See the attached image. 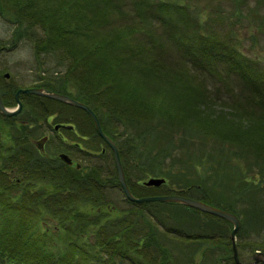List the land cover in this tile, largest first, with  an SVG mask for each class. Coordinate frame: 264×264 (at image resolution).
<instances>
[{
    "label": "rangeland",
    "instance_id": "374dc122",
    "mask_svg": "<svg viewBox=\"0 0 264 264\" xmlns=\"http://www.w3.org/2000/svg\"><path fill=\"white\" fill-rule=\"evenodd\" d=\"M57 1L58 0H31V5H34L37 9L41 7L56 8L55 5H57ZM135 1L138 2L135 3ZM164 1H173L177 4L188 5L189 7H185L188 16L191 17L192 20L196 10L200 9V17L203 21L202 31L208 34L211 32V34L216 35L221 40H227V43L231 41V33L235 31L236 34L234 36L239 42L238 46L240 51L249 58L258 59L264 66V21H262L264 20L262 19V17H264V0H112L110 3L108 1L106 4H101V6H104L107 13L104 14L105 19L100 21L101 26H99V29H97V31L92 30L93 32H89L90 35L88 36L87 27H85V29H81L83 32L80 33V35H74L75 40H71V42L75 44V47H78V44L79 47H84L85 51V42H87L89 38L92 41L93 39L101 40V38L105 36L106 31H111L115 26L122 30H128L127 32L129 34L127 35V39L132 44V48L127 47L125 49V47H122L120 50H112L111 47L113 46L111 40H108L106 44L111 46L107 48L111 54L110 59L116 60V56L119 54L118 60H120V64H122L120 68L125 74L128 73V77L131 78V83L133 84L131 85L130 83V85L127 86L129 95L122 96V100L118 97L115 99L112 96L114 95V91L112 88H107V85H104L102 90L97 89V93L90 92L91 80L99 82L102 75L106 76V71L104 72V70H106L107 66L105 63L103 64L100 60H97L99 57L93 61L97 62L93 63V66H89L86 63L84 67H82L83 63L81 66L75 62L71 63V66L69 65L70 69L65 73V62L59 64L55 58V55L60 50H41L39 47L37 50H33V43L36 45L38 39L45 37V30L39 24L30 27L21 25L19 29L20 33L13 39V32L16 27L13 17L11 18V15L6 14L12 19V22L0 15V42H3L6 46L0 49V97L4 105L5 98H8L7 103L12 99L8 105H5L12 110L17 109L18 101L21 103L20 110L15 113L16 115L14 114L15 117L17 116L15 118L16 121H18L15 123V126L20 129L26 127L25 134L21 137L22 133L18 134V131L17 134L19 136L16 137L17 134L13 135L15 134V129H11V121L5 118L7 115H3L0 112V140H3L2 143H0V147H5L7 145H11L16 149L20 147L21 154L24 153L25 155L34 147L38 152H41V158H44V160H42L44 161V166L48 164L50 167L49 164H52L51 167L54 166L53 170L61 171L64 175L74 176L79 179H82L87 173L97 168L99 176L102 179H108L107 177L111 179L114 177V173L118 176L114 151L98 132L94 133L97 131L96 128V131L92 130L94 121L85 109L34 92L21 91L18 94V98H16V93L19 89L33 87L43 88L45 91L50 90L63 93L84 102L96 114L103 131L117 145L119 160L131 193L137 197L160 195L155 194L157 190L145 189L142 187H154V185H140L142 180L144 183L152 176L151 174H141L140 172H142V170L139 168L150 170V168H155L156 166L162 167L161 164H158L155 159V163L146 161V163H143L139 168L129 166V164L123 160L124 156L121 155L120 148V142H123L124 139H130L133 134L136 133L134 132L135 129H140L142 126V124L137 121V118H141L142 115H152L158 120L156 125L158 135L154 138L155 142L151 137H147L144 144H147V148L153 149L154 152H156V156L160 151L159 149L168 146V141L172 138L173 145L171 144L169 150H172L171 153L174 157L180 158L187 156V152L190 151L192 152L191 155H193V157L196 155L197 158L195 161L190 160L189 163L195 162L199 168L202 167V163H208L209 166H212L213 163L217 162L223 164L225 162L226 166L229 167V169L225 171V174H220L218 176L217 180L214 172L210 173L211 170L209 171L208 169L204 172L205 185L206 187H210L203 191L207 196L215 193L216 198H225L232 201L231 191H228L230 189L229 187H236L235 190L238 191V189H242L243 186L247 185L245 182L255 181V184H252V188L248 192L247 197L234 199V205L237 209L244 210L245 212L247 211L248 216L245 220L234 213L239 219V226L233 236L231 235L234 229L233 223L229 221L231 223L230 230L227 223L210 217V215L213 214L208 213L210 215H207L205 214L206 212H204V214L201 212L192 213L182 208L173 207L154 206L153 208V206H151L152 203H149L151 201L136 202L142 205L130 204L125 201L121 188L116 185L107 188L108 197L114 202L117 208L124 211L123 213L127 221L135 220V226L133 230L130 231L132 233H148V231L153 233L157 242L152 246L153 254H160L162 253L161 249L167 247L168 249L166 248L165 250L170 249L171 254L167 251L165 256H167V258L174 257L177 264H189V261H186L184 258L190 253L187 245L190 246V244H192L194 248L199 245L200 249L204 246V244L202 245L199 243L200 240L203 239H200L199 242L183 243L181 242L180 236L185 238L187 236L185 234L192 232V236L197 240V237H210L211 235L209 234L214 233V238L218 235L221 236L218 239L216 238V242L219 245L216 244V246H213L211 249L212 253L206 254V256L199 257L200 249L197 253L193 252L195 259L198 260L196 264H226L227 260L225 256H227V248L232 249L233 258L236 262L233 245L236 247L239 262L250 264L254 261V253L264 252V247H262V242H264V231L261 230L260 233L256 231L259 230L258 225L260 226L261 224L259 217L262 216L263 211L260 210V207L256 208L260 214L255 210V205H258L264 200V184H262V186L256 185V182H258L257 178L254 179L250 177L251 174L253 175L258 172L256 165H254L255 162L259 163L260 174L262 178L264 177V140L261 138L262 136L264 137V134L263 132L259 133V131L250 132L251 144L249 142L248 144L254 147L251 146V150H253L252 154L249 156L251 158L246 159L243 157L246 148H244L241 156L237 152L239 149L233 148L236 156L232 159V164L229 165V162H223L222 160L216 162L215 159L219 157L221 149L219 146L221 142L220 138L216 136L217 133L225 134L228 140L232 132L231 134L226 132L227 127L222 120L218 119V121H220L219 123L214 122L218 124L216 127H214L215 124L208 125L205 120L209 115H212V117H214V114L217 115V113H219L217 112L218 110L222 109L225 112L226 109L229 110L230 107L233 108L230 102H238L239 106L241 104L240 107L243 111L237 109L238 111H235L234 115L240 117L241 120L239 121V125L242 126L248 124L246 121L251 115L255 117L259 116L261 111H258L260 110L258 108L259 105H253L251 101L248 103V98L250 96L248 95L247 87L242 85L238 75L225 70L226 64L224 62H219L214 66L217 68L216 72L219 74V76H217L216 74L210 73L206 65L202 67L197 63L198 65L195 66L189 57L184 58L183 55H181V53L184 54L185 50H181L182 47H178L179 45L177 46L172 42L171 38L174 40L173 31L168 32V29L171 27L175 30L177 25L183 26V24L178 21L180 20L179 18L182 17V14L178 15L177 12V15L173 18L167 16L163 11L165 5L162 3ZM179 10L182 11V9ZM71 11L75 13L77 10L71 8ZM84 17H86V14ZM232 23L235 25L234 27H232ZM194 24L195 23H191L189 30L192 31V26H194ZM187 27L188 26H185L186 29ZM152 36L157 39L160 46L158 44H153L151 39ZM105 38H108V36ZM90 42L88 43L90 44ZM131 49L137 52L138 50H143L142 53L145 56L148 55L154 67L147 66L160 71L156 72L158 74L157 76H161L164 82L163 84H166L175 92L180 91L186 93V95H176L177 100H174L173 97L163 96L157 88L156 97H151L146 92L147 94L145 95H147L148 99V102L144 99L146 105L141 106L138 102H135L133 97L130 96L133 90L135 91L134 84L138 85L137 81L138 83L142 82V86L140 87L144 88L145 85V89H148V84L150 82L143 81L145 72L141 71V69L144 68L138 67V64L147 63V61H132L130 57ZM78 52L79 50H77V53ZM197 59L200 60L198 56ZM85 66H89L91 70L100 66L99 68H103L104 70H94L92 73H89L85 70ZM145 71L148 70L145 69ZM164 71H167V73L164 74ZM6 73H8V75H5ZM94 76H97V79H94ZM181 78H185L187 82L186 85L189 89L184 90L182 86H178V88L174 87V84ZM43 79H46L45 83L48 81L52 82L51 89L41 86V84L44 83ZM117 81H119L118 77L114 79V82ZM12 91H14V94H11ZM28 94H35L42 97L38 98L29 96ZM192 96L200 102L197 103L196 106L188 100L190 99L189 97L192 98ZM152 102L155 107H153V109ZM183 102H189V105H193L192 109H194L195 113L189 111V105H184L187 108L181 110V112H184L180 114L179 108L183 106ZM245 106L251 110L250 116L247 115L249 114L247 109L244 110ZM140 107H144V111L138 110ZM200 111L206 112V115L200 113ZM195 114L205 115V117H197ZM163 116L166 119L163 118ZM67 119L74 122L76 120L80 125L79 128L74 122L61 121ZM167 119L169 120L167 121ZM90 120L93 121L92 125L91 123L89 124ZM142 122L144 121L142 120ZM194 125L203 126L201 131L198 132L200 137L192 143L188 142V140H182L183 134L190 135L192 131L196 132V129L193 127ZM74 126L77 130L71 132L70 129L72 130ZM10 129L11 134L8 132ZM234 130H236L235 136L243 135V131L237 126ZM15 138H17V141ZM42 139H44L41 143L42 147L38 148V141ZM15 141L17 142L16 145L13 143ZM153 142L155 144L151 146ZM261 144L262 147L260 146ZM101 149L104 150V153L101 152ZM230 149L229 145L228 147L225 146L227 152H230ZM60 153L67 154L71 159L70 162L64 161ZM1 160L3 159L0 157V164ZM184 161L182 160V162ZM183 165L187 166L188 162L183 163ZM211 168H213V166ZM185 171L189 175L194 174V170L191 168H186ZM190 171L193 172L189 173ZM137 182H139L138 186L136 185ZM163 183H166V185L174 189V191H181L179 188L183 186L182 183L177 182L176 179H166ZM8 192L15 194L12 189ZM188 195L194 197L198 195L199 197L201 193L192 189L190 192L188 191ZM8 203L11 205L10 200ZM250 213L253 214L250 215ZM163 233L167 235L164 236ZM220 246H223L222 248H225V250L220 248ZM193 247H191L192 251H194ZM150 254L151 252H147L146 256ZM219 254L221 255V259L218 261ZM216 255L217 257L214 258ZM207 256L208 259H206ZM260 257L264 258V255ZM259 263H261V261L253 264ZM236 264H238V262H236Z\"/></svg>",
    "mask_w": 264,
    "mask_h": 264
},
{
    "label": "trees",
    "instance_id": "16d2710c",
    "mask_svg": "<svg viewBox=\"0 0 264 264\" xmlns=\"http://www.w3.org/2000/svg\"><path fill=\"white\" fill-rule=\"evenodd\" d=\"M108 1L109 3L112 2V0H58L57 5H55L56 8L41 7L37 9L34 5H31V0H0V15L9 21H12L11 18L13 17L14 23L16 24L13 32V39L17 37L18 33H20L19 29L21 25L24 27H30L39 24L45 30V37L38 39L36 45L33 43V50H37L38 47L41 50H60L55 55V58L59 64L65 62V73L70 69L71 63L75 62L80 66L83 63L82 67H84L86 63L89 66H93V63H97L93 61L99 57L97 60H100L103 64L105 63L107 68L104 70L98 66L94 70H104V72L106 71V76L102 75L99 82L91 80L92 83L90 82L91 85L89 88L90 92L97 93V89L102 90L104 85H107V88H112L114 91V95L112 96L115 99L118 97L122 100V96L129 95L127 86L130 85L131 78L128 77V73L125 74L120 68L122 64H120L121 61L118 60L119 54H117V56L115 55L116 60L110 59L111 54L107 48H110L111 46L106 44L108 43V40H111L113 46L111 47L112 50H120L122 47H125V49L127 47L132 48V44L127 39V35L129 34L127 32L128 30H122L115 26L111 31L107 30L105 36H103L101 40H95L92 38V41L89 38L87 42H85L87 47H85V51L84 47H79V44L78 47H75V44H72L71 42V40H75L74 35H80V33L83 32L81 29H85V27H87L88 36L93 32L92 30L97 31V29H99V26H101L100 21L105 19L104 14L107 13L104 6H101V4H106ZM137 2L138 1H135V3ZM162 4L165 5L163 11L167 16L173 18L177 15V12L178 15L182 14V17L179 18L180 20L178 21H180L183 26L177 25L175 30L171 27L168 29V32L173 31L174 40L170 37L172 42L177 46L179 45L178 47H182L181 50H185L184 54L181 53V55H183L184 58L189 57L195 66L199 64L204 67L206 65L209 72L216 74L217 76H219V74L216 72L217 68L214 66L219 62H224L226 64L225 70L238 75L242 85L247 87V92L250 96H248V103L251 101L253 105H259L258 108L260 110L258 111H261V114L256 117L252 115L251 117V110L246 106L244 107V110L247 109V112L249 113L247 115L250 116L246 121L248 122L246 126L239 125L241 119L234 115L235 111H238L237 109L242 110L240 107L241 104L239 106L238 102H230V105H232L233 108L230 107V109H226L225 112L222 109L218 110L217 112L219 113H217V115L214 114V117L209 115L205 120L208 125L219 123L220 121H218V119L222 120L227 127L226 132H229L230 134L232 132V135L228 137V140L226 139L225 134L217 133L216 136L220 138L221 144L219 146L221 149L219 157L215 159L216 162L222 160L223 162H229V165L232 164V159L236 156L233 148L239 149L237 152L240 156L243 153L244 148H246L243 157L246 159L251 158L249 156L253 151L251 150L252 145L250 146L248 144V142L250 143L251 138L250 132L259 131V133L263 132L264 134V66L258 61V59L249 58L240 51L238 46L239 42L234 36L236 34L235 31L231 33V44L230 42L227 43V40H221L216 35L211 34V32H209V34L204 33L202 31L203 21L200 17V9L196 10L192 20L191 17L188 16L186 9V7H189L188 5L177 4L173 1H164ZM71 8L77 11L73 13ZM179 9H182V11ZM6 14L11 15V18ZM85 14L86 17H84ZM262 19H264V17H262ZM191 23H195L194 26H192V31L189 30ZM233 23L232 27L235 26ZM185 26H188L187 29ZM106 36H108V38H105ZM151 39L153 44H158L156 38L152 36ZM88 42H90V44ZM158 45L160 46V44ZM5 47L4 43L0 42V49ZM77 50H79L78 53ZM132 50L133 49L130 50L132 61H147V63L138 64V67L144 68L141 69V71L145 72L143 81L150 82V85L148 84V89L146 88L147 90L145 89V85L144 88L140 87L142 86V82L138 83L137 81L138 85L134 84L135 91L133 90L132 95L130 96L133 97L135 102H138L141 106L146 105L144 101L146 100L148 102V99L145 94L148 93L151 97H156L157 88L163 96L173 97L174 100H177L176 95H186V93L180 91L175 92L171 90L169 86L163 84L164 82L161 76H157V72L160 71L152 68L154 67L152 65V60L148 58V55L145 56L142 53L143 50H138V52ZM197 56L200 60L197 59ZM147 65L152 67L149 68ZM89 66H85V70L92 73L94 70H91ZM145 69L148 71H145ZM163 73L165 74L167 71H164ZM117 77L119 81L114 82V79ZM94 79H97V76H94ZM45 81L46 79H43L44 83L42 82L43 84H41V86L51 89L52 82L48 81L45 83ZM186 84L187 82L185 78H181L174 84V87L178 88V86H182L184 90L189 89ZM131 85L133 84L131 83ZM11 94H14V91H12ZM28 95L38 98L42 97L35 94ZM189 98L190 99H187L195 106L197 103H200L193 96V99L191 97ZM7 100L8 98H5V105H8V103L12 101L11 99V101L7 103ZM182 104L183 106L179 108L180 114L184 112H181V110L187 108L184 105H189V102H183ZM153 107L154 104L152 102V109ZM143 108L144 107H140L138 110L144 111ZM192 108L193 105H189V111L195 113ZM200 113L206 115V112L204 111H200ZM15 115L5 116V118L11 121V129H15V134L13 135H16L19 131L18 134L22 133V137L26 132V127L20 129L15 126V123L18 122L15 119L17 117H15ZM196 115L197 117L202 116L199 114H195V116ZM205 115L202 117H205ZM147 116L142 115L141 118H137V121L142 124L140 127V129L142 128L141 131L140 129H135L134 132L136 133H134L130 139H124L123 142H120L121 155L124 156H122L124 158L123 160H125L129 166L139 168L143 163H146V161L155 163L156 159L157 163L161 164L162 167L156 166L155 168H150V170L139 168L142 170L140 173L145 175L151 174V176L156 177H164L165 181L166 179H176L177 182H181L183 186L179 188L181 191H174V189L169 188L166 183H162L160 186L142 187L145 189L149 188L157 190L155 191V194H183L214 205L218 208L229 210L242 217L241 219L246 220L248 212L237 209L234 205V199L247 197L248 192L252 188V184H255V181L245 182L247 185L243 186L242 189L240 188L241 190L238 189V191L235 190L236 187H229L230 189L228 191H231L230 193L233 198L232 201L225 198H216L215 193L207 196L203 191L210 187H206L205 185L204 172L208 169L209 171L211 170L210 173L214 172L217 180L218 176L220 174H225V171L228 170L229 167L226 166L225 162L224 164L217 162L212 164L213 168H211L212 166H209L208 163H202V167L199 168L195 162L189 163L190 160L195 161L197 158L196 155L193 157V155H191L192 152L190 151L187 152V156L180 158L174 157L171 153L172 150H169L173 142L172 138L169 139L168 146L159 149L160 151L156 156V152L149 147L148 149L147 144H144V141L147 137H151L155 142L154 138L158 135L156 129L158 120L152 115L149 117ZM163 118L165 117L163 116ZM141 119L144 122H142ZM168 120L169 119H167V121ZM61 121L74 122L68 119ZM74 123L79 128L80 125L76 120ZM90 123L92 125L93 121L90 120L89 124ZM217 125L218 124H215L214 127ZM93 126L94 125H92V130L96 131L95 126L94 129ZM236 126L243 131V135L235 136L236 130H234V128ZM89 127L91 128L90 125ZM193 127L196 129V132L192 131V134L190 135L183 134L182 140H188V142L192 143L200 137L198 132L201 131L203 126L194 125ZM11 129L8 131L9 134H11ZM76 130L77 129L74 126L70 131L74 132ZM94 133H97V131ZM18 134L16 137L19 136ZM261 138L264 140L263 136ZM15 139L17 141V138ZM2 141L3 140H0V143H2ZM16 141L13 142L14 145L17 144ZM154 142L151 146L155 144ZM228 145L231 148L230 152L225 150V146L228 147ZM260 146L262 147V144ZM19 148H13L11 145L0 147V157L3 159L0 164V264L176 263L174 257L167 258V256H165L167 251L171 254L170 249L165 250L167 247L162 248V253L156 254L157 256L153 254L152 246L157 243L153 233L150 231H148V233L131 232L135 226V220L128 219L129 221H127V218L123 213L124 211L117 208L107 194V188L109 187H114L116 185L120 188L116 173H114V177L111 179L109 177H107L108 179H102L99 176L97 168L96 170L87 173L82 179L74 176H67L61 171L53 170L54 166L51 167L52 164H49L50 167L48 164L44 166V161H42L44 158H41V152H38L34 147L27 152L26 155L28 156L24 153L21 154V149ZM102 149L101 152L104 153V150ZM182 160L185 161L182 162ZM186 162H188V165H183V163ZM254 165H256L258 172L253 175L251 174L250 177H253L254 179L257 178L258 182H256V185L262 186V184H264V177L262 178L260 174V165L258 162H255ZM183 166L194 170V174H187L185 171L186 168ZM192 172L193 171H190L189 173ZM138 184L139 182L136 183L137 186ZM143 184L142 180L140 185ZM10 189L14 190L15 194L8 192ZM192 189L199 191L204 197L201 195H199V197L198 195L196 197L189 196L188 191L190 192ZM123 196L125 201L130 204L142 205L141 203L128 200L124 194ZM9 200L11 201V205L8 203ZM149 203H152L151 206H153V208L154 206L182 208L188 212H201L204 214V212L196 208L181 203L163 201H151ZM257 207H260V210L263 211L262 216L259 217L261 223L260 226L258 225L259 230H256L257 233H260L261 230L264 231V200L258 205H255V210ZM256 211L260 214L258 210ZM205 214L210 215L208 213ZM251 214L253 213H250V215ZM210 217H214L217 220L227 223V226L231 230V223L228 220L214 215H210ZM163 235L165 236L167 234L163 233ZM185 235H187L185 238L180 236L182 240L181 242L183 243H194L195 241L199 242L200 239H203L200 240L199 243L202 245L204 244L201 249L199 248V245L195 248L192 244H190V246L187 245L190 253L184 258L186 261H189V264H196V261H198L195 259L193 252L197 253L200 249L199 257L212 253V247L217 244L216 238L218 239L221 237L218 235L214 238L213 233L209 234L211 235L210 237H197L196 240L195 237L192 236V232ZM262 243V247H264V242ZM191 247L194 248V251L191 250ZM222 247L220 246V248ZM222 249L225 250V248ZM147 252H151V254L146 256ZM226 255V264H236L231 248H227ZM220 256L221 255L219 254L218 261L221 259ZM216 257L217 255L214 258ZM206 259H208V256ZM259 264H264V262Z\"/></svg>",
    "mask_w": 264,
    "mask_h": 264
},
{
    "label": "water",
    "instance_id": "95a60500",
    "mask_svg": "<svg viewBox=\"0 0 264 264\" xmlns=\"http://www.w3.org/2000/svg\"><path fill=\"white\" fill-rule=\"evenodd\" d=\"M5 75H8V73H6ZM21 91L34 92V93H38V94L47 95V96L59 99V100H61L63 102L70 103L72 105L81 107V108L85 109L89 113V115L92 117V119L94 121V125H95V128H96L98 134L103 138V140H105V142H107L109 144V146L114 151L115 161H116V166H117L118 181L120 183V186H121L125 196L129 200H131L133 202H143V201L176 202V203H181V204L196 208V209L201 210L203 212L210 213V214L219 216L221 218H224V219L230 221L231 223H233L234 229L231 232V235L233 236L234 232L236 231V229L239 226V219L234 213H232L230 211L218 208V207H216L214 205L205 203V202H203L201 200L194 199V198H191V197H188V196H184V195H179V194H160V195H150V196H145V197H137L134 194H132L130 189H129V187H128V185H127V183H126V179H125V176H124L123 168H122L121 162L119 160V154H118L117 145L103 131V129L101 127V124H100L96 114L84 102H81V101H79V100H77V99H75L73 97H70L68 95H65L63 93L54 92V91H50V90L45 91L43 88H36V87L19 89L17 91V93H16V98H18V94ZM20 106H21V103L18 101L17 109H15V110L9 109L8 107H6L4 105V103L2 102L1 97H0V112L3 115L10 116V115H13V114L17 113L20 110ZM43 140L44 139L38 141V145H37L38 148L42 147L41 143H42ZM60 156L66 162H70V160H71L67 156V154H65V153H60ZM164 180L165 179L162 178V177H154V176H152V177L148 178L144 182V184L158 186L161 183H163ZM233 252H234V257L236 259V262H238V264H243V263H240L239 260H238L237 250H236L235 245H233ZM261 255H264V252H256V253H254V261L252 263H250V264L258 263L259 261L263 262L264 258L260 257Z\"/></svg>",
    "mask_w": 264,
    "mask_h": 264
},
{
    "label": "flooded vegetation",
    "instance_id": "af4514ba",
    "mask_svg": "<svg viewBox=\"0 0 264 264\" xmlns=\"http://www.w3.org/2000/svg\"><path fill=\"white\" fill-rule=\"evenodd\" d=\"M59 129V128H58ZM72 129H73V127H72ZM71 130V129H70ZM48 139V138H47ZM66 143V142H65ZM67 144V143H66Z\"/></svg>",
    "mask_w": 264,
    "mask_h": 264
}]
</instances>
